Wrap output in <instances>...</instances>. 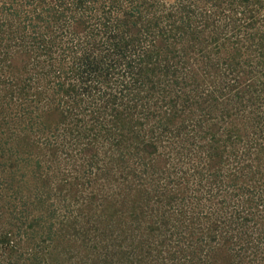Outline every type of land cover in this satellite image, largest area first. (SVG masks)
I'll use <instances>...</instances> for the list:
<instances>
[{
    "label": "trees",
    "instance_id": "trees-1",
    "mask_svg": "<svg viewBox=\"0 0 264 264\" xmlns=\"http://www.w3.org/2000/svg\"><path fill=\"white\" fill-rule=\"evenodd\" d=\"M0 264H264V0H0Z\"/></svg>",
    "mask_w": 264,
    "mask_h": 264
}]
</instances>
